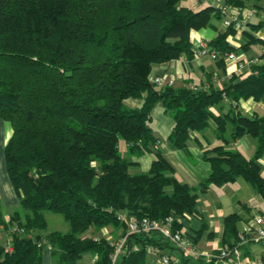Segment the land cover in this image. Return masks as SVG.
I'll list each match as a JSON object with an SVG mask.
<instances>
[{"label": "trees", "instance_id": "1", "mask_svg": "<svg viewBox=\"0 0 264 264\" xmlns=\"http://www.w3.org/2000/svg\"><path fill=\"white\" fill-rule=\"evenodd\" d=\"M181 1L0 0V119L13 129L5 147L6 167L27 215L21 222L16 212L11 227L18 224L27 233L46 230L44 212L69 223L67 232L45 235L11 233L10 227L13 249L0 245V264H41L45 245L53 246L57 264H77L85 253L95 256L94 264H113L111 240L83 236L92 227L109 225L122 228L126 237V249L115 264H147V246L170 255L177 248L158 231L128 234L127 217L173 215L175 228H181V218L198 215L199 193L238 177L264 199L258 162L264 155V116L233 109L215 115L211 109L225 97L264 100V62L251 64L242 77L232 75L222 88L158 87L150 82L154 64L194 57L192 29L223 16L213 4L195 10ZM224 1L238 6L245 2ZM231 31L209 43L222 66L225 53L235 50L227 41ZM128 98L143 103L131 108L125 104ZM159 102L174 120L169 136L173 147L185 148L191 134L213 119L226 143L253 136L254 154L248 157L225 145L205 149L211 173L200 188L190 187L175 176L162 151L154 149L159 140L151 126L152 110ZM121 141L127 143V156ZM148 152L155 154L150 170L132 173L136 163L130 157ZM240 219L237 213L225 217V246L236 243ZM134 245L139 250L133 251ZM249 245L244 247L247 254ZM193 260L182 252L179 264ZM259 260L264 264V250ZM198 261L223 264L218 258Z\"/></svg>", "mask_w": 264, "mask_h": 264}, {"label": "crops", "instance_id": "2", "mask_svg": "<svg viewBox=\"0 0 264 264\" xmlns=\"http://www.w3.org/2000/svg\"><path fill=\"white\" fill-rule=\"evenodd\" d=\"M243 1L245 2L242 6H230L243 13L254 10L253 18L245 30H233L227 37V41L235 49L232 51H235L239 59L244 62L245 66L243 68L239 69L238 63L233 60L228 61L225 59L224 66H222L219 59H213L211 56H204L200 59L193 57L191 59L183 55L178 59L154 64L149 79L152 76H163L166 79H174L173 86L175 87L222 88L228 83L232 75L242 77L249 73L251 64L264 62V0ZM208 4L205 0H183L182 5L198 10ZM223 20V16H214L211 19L210 25L200 29H192L190 33L192 50L196 49L200 40L204 39L210 43L218 34L226 32L228 28L225 27ZM163 86L165 85L160 87ZM142 103V99L128 98L125 100V104L131 108L140 107ZM211 109L215 115L224 114L233 109L248 116H264V100L250 97L234 101L229 97H225V99L219 104L214 105ZM173 125L174 120L171 114L166 111L162 102L157 103L152 110L151 122L154 135L159 140V144L154 149L162 151L166 160L173 167L175 176L190 187L200 188L201 181L211 173V164L204 158L205 149L225 145L227 148L240 150L248 157H251L256 150L257 140L251 135H244L237 140L226 143L217 134V125L213 119L205 129L191 134L185 148H175L169 141ZM230 130L231 125L229 124L228 132L225 134L226 139H230ZM12 132L11 124L4 119H0V217L4 220V223L0 225V245H5L11 239L9 229L11 227L10 220L13 215L16 212H20L21 222H25L27 217L22 211L19 195L11 183L6 167L5 147ZM120 150L124 156H127L128 147L125 141L120 142ZM130 159L136 163L130 168L132 173L148 172L155 159V154L154 152H148L141 156H131ZM258 162L261 166V175L264 177V155ZM196 210L198 215L187 216L179 220L182 223L181 230L194 239L196 238V244L200 249L208 254H212L225 246L223 243L225 217L232 213L239 214L241 216L238 222L240 232L251 222L257 213L264 212V199L250 182L243 177H238L234 182L222 186L213 185L207 191L199 193ZM51 213L44 212L47 229L34 231V235H45L51 231L67 232L69 230V223L67 221L64 230H50L48 220ZM203 227L204 230L202 229ZM91 229L93 227L85 232L83 236L91 237V234L95 232V230ZM201 229L203 231L198 235V231ZM99 232L100 236L106 237L108 240L110 237L116 239L119 236H123V229L115 228L112 225L102 228ZM108 233L109 235L107 236ZM99 235L94 237L99 238ZM53 250L54 248L51 245L44 246L41 264H57ZM248 250L251 251L250 254L245 253L246 250H244L245 263L259 264L260 255H253L251 245H249ZM87 254H91L90 257H93L95 260V256L92 253H85L83 257ZM171 256L180 262L182 252L178 249L173 250ZM82 258L77 264L80 263ZM202 258L204 262L210 261L208 256ZM147 264H161L159 256L153 252H149ZM192 264H200V261L194 259Z\"/></svg>", "mask_w": 264, "mask_h": 264}, {"label": "built area", "instance_id": "3", "mask_svg": "<svg viewBox=\"0 0 264 264\" xmlns=\"http://www.w3.org/2000/svg\"><path fill=\"white\" fill-rule=\"evenodd\" d=\"M210 4L219 7L224 20L225 27L231 28L235 31L245 30L251 22L254 10L247 12H241L240 10L233 9L232 6L227 5L224 0H205ZM194 58L200 59L204 56H211L213 59H218L220 54L217 50H214L207 40H200L196 49H194ZM225 59L228 61H236L238 68L241 69L245 66L244 62L239 59L238 54L235 51H229L225 53ZM150 82L158 87L162 85L173 86L174 79H166L163 76H152ZM193 89H197L196 86H192ZM123 216L126 217L125 214ZM123 216H120L122 218ZM176 218L173 215H168L162 219H154L149 217L136 218L134 216L127 217V231L128 234L139 232L158 231L164 238H166L177 249L183 252L186 256L194 259H199L205 256L211 260L218 258L223 264H246L244 259V247L254 242H260L264 244V212L257 213L251 222L241 230L238 234L237 241L234 246H224L218 250V252L208 254L198 247L195 239L186 234L181 228H175ZM11 233H18L22 235H34L33 232L27 233L24 228L15 224L11 227ZM126 237H122L118 241H112L115 245V252L112 255L113 264H115L117 257L122 253L125 247ZM42 242L38 243L41 247ZM7 250L13 249L11 239L5 244ZM150 252L157 254L160 258L161 264H179L170 254L163 253L160 248L156 246H147ZM133 251L139 250L138 245L132 247Z\"/></svg>", "mask_w": 264, "mask_h": 264}, {"label": "rangeland", "instance_id": "4", "mask_svg": "<svg viewBox=\"0 0 264 264\" xmlns=\"http://www.w3.org/2000/svg\"><path fill=\"white\" fill-rule=\"evenodd\" d=\"M183 4V1L180 3V5ZM49 214V213H48ZM53 214V215H52ZM56 216V217H54ZM49 229L50 230H64L65 229V226H66V220L63 218V216L59 215V214H55V213H51V215H49ZM91 230H95L94 233H92V237L96 236V235H99V231L100 230H97L95 227H93V229ZM109 235V233L107 234V236ZM99 238L102 237V236H98ZM123 237V236H122ZM122 237H118V238H112L110 237L109 240L111 241H118L119 239H121ZM251 250L253 252V255L254 256H259L261 254V252L264 250V246L262 243L260 242H254L252 245H251ZM91 254H87L85 255L82 260L80 261L79 264H93L94 262V259L93 257H90ZM117 260H118V257H117ZM255 262V260H254Z\"/></svg>", "mask_w": 264, "mask_h": 264}]
</instances>
